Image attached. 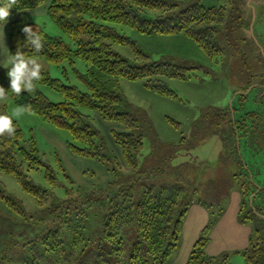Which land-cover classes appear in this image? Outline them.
Instances as JSON below:
<instances>
[{
	"label": "trees",
	"instance_id": "obj_1",
	"mask_svg": "<svg viewBox=\"0 0 264 264\" xmlns=\"http://www.w3.org/2000/svg\"><path fill=\"white\" fill-rule=\"evenodd\" d=\"M5 2L6 0H0V5ZM46 3L47 0H17L16 5L11 8V16L5 24L9 29V58L25 42L21 29L25 25L36 27L44 38L43 51L37 58L52 65L73 63V59L83 61L85 73L77 74L85 85L86 92L66 86L49 74L42 73L44 79L37 84L58 93L63 98L62 102L52 103L40 92L34 96L27 92L20 96L9 94L14 97L16 105H31L32 115L66 132L70 138L67 145L71 153L102 163H115L116 167L111 172L116 182L112 185L119 186L117 195H121V201L108 199V188L78 191L75 198L72 196L74 191L69 189L65 198H59L51 190L38 187L27 178L25 172L39 171L45 164L40 160L33 142L29 149L20 146L23 136L17 130L14 138H0V173L13 177L21 190L33 197L40 209L41 217L37 218L45 224L43 232L23 247L31 246L32 251L39 247L46 254L57 253L63 251L65 241L81 245L96 233L100 242L110 245L112 251L120 256L124 245L122 234L132 231L134 242L126 264H167L178 247L181 224L189 211L190 194L194 188L185 187L177 180L170 183L152 182L149 179L137 181L139 175L147 172L140 167L139 155L144 148L142 126L148 122L142 111L123 109V100L119 95L120 81H143V87L147 91L177 100L178 96L167 87L165 80H187L190 77L188 73L197 71L200 67L195 62L184 64L180 60L153 61L150 54L140 50L132 39L120 35L113 26H123L144 35H182L192 41L210 61L220 58L224 51L229 58H241L243 50L240 42L248 39L243 33V22L247 21L248 29L252 18L251 12L246 15V0H226L222 6L212 8L203 7L201 0L184 7L173 0H51L46 13L70 38L73 50L61 39L48 36L38 24L30 22L29 13ZM5 25L0 22V27ZM221 31L224 50L218 41ZM112 44L128 47L134 59H123L112 50ZM22 50L28 56L37 55L30 47ZM254 54L261 58L257 48ZM0 85L9 88L7 69L0 71ZM237 97L241 114L247 95L239 94ZM83 110L124 128L123 131L111 133L120 150L121 161L107 147L100 132L91 125V116ZM236 111L233 106L227 111L209 109L197 120L196 134L212 135L227 126L230 135L227 142L224 140V154H228L227 143H231V140L235 150L236 145L240 147L241 141L246 147L250 146V139L258 130V127L253 126L259 121V115L255 112H243L235 119ZM169 121L176 127L179 126L178 123ZM222 160L223 155L220 161ZM121 162L129 169L128 174L122 171ZM57 163L60 164L58 159ZM65 178L71 183L70 178ZM236 179V176H232L231 183ZM45 180L51 188H56V178L47 167ZM106 186L108 185L102 187ZM242 196L244 199L240 202L238 218L245 224L251 219L245 189ZM0 200L24 221L33 219L27 217L21 204L1 188ZM96 215L98 219H91ZM255 232L250 236L248 247L242 251V256L252 253L248 259L250 263L263 254L261 239L257 238L260 237L259 232ZM208 234L209 229L206 228L193 244L185 264H231L228 255L209 256L205 252ZM252 237L256 239L253 240Z\"/></svg>",
	"mask_w": 264,
	"mask_h": 264
},
{
	"label": "rangeland",
	"instance_id": "obj_2",
	"mask_svg": "<svg viewBox=\"0 0 264 264\" xmlns=\"http://www.w3.org/2000/svg\"><path fill=\"white\" fill-rule=\"evenodd\" d=\"M50 1L47 0L45 6L30 12L29 20L41 26L48 36L61 39L73 50L70 38L46 13ZM173 1L184 7L198 0ZM224 1L226 0H201V4L205 8L220 7ZM245 11L247 15L249 12L247 9ZM255 16L253 25L252 16L248 29L247 21L243 22V33L255 44L248 39L240 42L243 50L241 58H229L224 51L220 58L211 61L192 41L182 35H144L123 26H113L120 35L132 39L140 50L150 54L153 61L180 60L184 64L195 62L200 67L197 71H190L187 80H165L167 87L178 96L177 100L147 91L143 87V81H120L119 95L123 100V109L142 111L148 122L142 126L144 148L139 155L140 167L147 172L139 175L137 181L149 179L152 182L170 183L177 180L185 187L194 188V191H190L189 211L181 224L178 247L167 264H185L193 244L206 228L209 229V240L205 252L209 256L228 255L231 264H262L264 260V5L255 8ZM251 25L253 35L249 33ZM218 41L224 50L222 31L218 35ZM8 46L7 36L4 51L0 48V71L8 66ZM111 47L123 59H134L128 47L117 44H112ZM256 48L261 58L254 54ZM38 60L43 66V73L66 86L86 92L85 85L77 74L85 73L83 61L73 59V63L52 65L42 58ZM37 92L52 103L63 101L58 93L40 84H36L34 92L27 93L34 96ZM239 94L247 95L241 114L255 112L259 115L257 124L252 125L258 127V130L254 129L257 131L250 139V146L246 147L241 141L240 147L236 145L235 150L231 140V143H227L228 154H224V140L227 142L230 135L227 126L212 135L203 136L201 133L196 134L195 125L209 109L227 111L233 106L237 110L234 118L238 119L241 114L236 96ZM15 106L14 97L9 94V99L0 103V114L10 115ZM83 112L91 116V125L100 132L107 147L121 161L120 150L111 133L123 131L124 128L117 123L102 120L93 112ZM169 120L179 126L176 127ZM14 123L17 130L22 132L20 146L29 149L33 142L40 160L45 164L39 171L25 172L27 178L38 187L51 190L59 198H65L69 189L74 191L72 196L75 198L78 191L108 188V199L121 201V195H117L119 186L112 185L116 182L111 172L116 167L115 163H102L71 153L67 145L70 141L68 134L44 123L35 115L26 113L18 121L14 120ZM222 155L224 160L220 161ZM46 167L56 178V188H51L45 180ZM122 171L124 174L129 173L123 163ZM65 176L70 178L71 183ZM232 176L237 177L234 183H231ZM105 185L108 186L102 187ZM0 188L21 204L27 217H33L31 221H24L0 200V264H126L134 242L132 231L122 234L124 245L120 256L112 251L110 245L100 242L96 233L81 245L65 241L63 251L57 253L46 254L39 247H35L34 251L30 250L31 246L23 247L45 228V224L37 218L41 217L40 209L33 197L24 193L13 177L0 173ZM243 189L247 192L245 199L251 216L245 224L238 218L240 202L244 199ZM91 219L98 217L96 215ZM255 231L259 232L260 237L257 238L261 239L263 254L250 263L248 259L252 253L242 256V251L248 247L250 236L256 234Z\"/></svg>",
	"mask_w": 264,
	"mask_h": 264
},
{
	"label": "clouds",
	"instance_id": "obj_3",
	"mask_svg": "<svg viewBox=\"0 0 264 264\" xmlns=\"http://www.w3.org/2000/svg\"><path fill=\"white\" fill-rule=\"evenodd\" d=\"M17 0H6L0 5V22L4 25L11 16V8L16 5ZM25 36L22 47H18L15 54H11L7 61V77L9 88L0 85V103L9 99V93L20 96L24 92L32 93L36 84L44 79L43 66L38 60V54L43 51L44 38L39 29L31 25H25L21 29ZM31 48L37 55L28 56L22 48ZM31 105H17L11 110V114H0V137L14 138L16 136V123L24 114H31Z\"/></svg>",
	"mask_w": 264,
	"mask_h": 264
},
{
	"label": "crops",
	"instance_id": "obj_4",
	"mask_svg": "<svg viewBox=\"0 0 264 264\" xmlns=\"http://www.w3.org/2000/svg\"><path fill=\"white\" fill-rule=\"evenodd\" d=\"M255 1L256 2H260L259 5H264V1L263 0H255ZM255 18H256V16H255ZM6 37H7V27L5 25V26L0 27V48L2 47L3 51H4V46L6 47Z\"/></svg>",
	"mask_w": 264,
	"mask_h": 264
},
{
	"label": "water",
	"instance_id": "obj_5",
	"mask_svg": "<svg viewBox=\"0 0 264 264\" xmlns=\"http://www.w3.org/2000/svg\"><path fill=\"white\" fill-rule=\"evenodd\" d=\"M260 2H256L255 0H247L246 1V6L249 8V10L251 11L252 13V25L254 23V20H255V7L259 5ZM252 25H251V28H250V35H253L252 34Z\"/></svg>",
	"mask_w": 264,
	"mask_h": 264
}]
</instances>
